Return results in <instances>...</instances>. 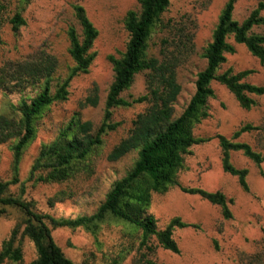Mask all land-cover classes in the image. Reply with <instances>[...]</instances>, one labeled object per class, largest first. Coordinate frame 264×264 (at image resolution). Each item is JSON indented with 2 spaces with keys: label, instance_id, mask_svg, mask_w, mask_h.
<instances>
[{
  "label": "rangeland",
  "instance_id": "obj_1",
  "mask_svg": "<svg viewBox=\"0 0 264 264\" xmlns=\"http://www.w3.org/2000/svg\"><path fill=\"white\" fill-rule=\"evenodd\" d=\"M228 1H174L163 16L164 26L158 29L150 43V55L159 58L162 41L169 37V30L177 29L192 38L191 51L177 71L182 93L177 103L176 118L183 113L195 92L196 77L206 67L203 50L211 42L220 13ZM261 3L264 4V0H236L235 19L245 21ZM75 4L86 8L99 31L94 47L97 58L88 74L73 80L68 100L51 106L37 121L36 139L24 154L20 173L26 187L24 199L33 203L36 211L57 219L94 214L113 184L128 174L137 159L136 151L116 162H111L109 156L128 137L137 116L147 109L146 105L115 109L112 122L118 123L119 128L104 137L103 146L74 179L63 184L29 181L31 168L42 146L53 142L75 114L80 113L85 121L91 122L95 131L101 126L107 95L114 80L109 57L120 58L125 52L128 42L125 17L130 10H139L140 7L139 0H34L24 11L27 26L20 36L15 38L9 27L5 29L8 47L3 55L21 61L46 52L58 61L56 77L67 78L69 69L74 66L68 53L67 31L71 26L80 31L73 11ZM17 7V0H12L10 13L17 12ZM165 26L167 29L164 30ZM253 33L264 34V27L255 28ZM236 50L235 55L228 56L221 73L228 70L235 73L251 71L246 81L264 87V65L244 46L236 45ZM146 77L145 73L136 76L123 98L131 101L145 95ZM213 88L216 97L209 102L210 117L195 130L197 138L212 140L191 149L177 176L178 185L164 195L154 194L148 210L161 230L174 218L193 226L175 231L179 254L157 247L154 240L149 244L153 248L150 251L142 245L140 231L123 222L110 220L96 235L84 230H54L52 236L69 260L74 264H264V180L261 171L242 153H232L233 165L249 172V189L244 191L237 178L224 173L222 150L216 139L218 136L231 139L241 127L251 124L261 131L244 134L238 142L264 154V96L255 97L257 105L246 111L224 86L214 83ZM31 96H36V93L32 92ZM92 97H98L97 106L88 104ZM22 98L19 94L6 95L0 91V116H15L11 106H17ZM11 145L0 147V180L3 182L13 179ZM181 187L223 193L230 202L232 219L226 220L221 208L198 196L185 194ZM10 192L20 196V186H12ZM60 193H63L62 200L51 204ZM0 213L1 252L4 242L13 237L18 224L22 225L23 217L12 208H0ZM23 230L24 226H21L16 239V246L22 248V261L0 264H31L36 260V249L28 238L22 236Z\"/></svg>",
  "mask_w": 264,
  "mask_h": 264
},
{
  "label": "trees",
  "instance_id": "obj_2",
  "mask_svg": "<svg viewBox=\"0 0 264 264\" xmlns=\"http://www.w3.org/2000/svg\"><path fill=\"white\" fill-rule=\"evenodd\" d=\"M33 1L17 0V12L10 13L12 0H0V91L6 95L23 96L17 106H11L15 116H0V147L11 143L13 153V179L9 182L0 180V208L16 209L23 217V223L18 224L13 237L4 242L0 262L22 261V248L16 246V239L19 228L24 226L22 236L32 242L37 253L36 260L31 264H74L56 244L53 231L84 230L96 235L110 220L123 222L140 231L142 245L150 251L153 248L149 244L154 240L157 247L179 254L174 233L193 226L180 218H174L165 229H159L155 217L148 214L152 197L154 194L164 195L170 188L177 186V176L191 149L212 140L197 138L195 130L210 117L209 102L216 97L214 83L224 86L246 111L257 105L255 97L264 96V87L246 81L251 71L235 73L228 70L221 73L228 56L236 54V45L244 46L264 65V34L253 33L255 28L264 27V4L261 3L245 21L239 22L234 16L236 0L226 3L211 42L203 50L202 58L206 67L196 77L191 100L176 118L177 103L182 93L177 71L190 53L193 41L191 36L177 29H168L169 37L162 41L160 57L151 56L150 43L158 29L164 26L163 16L176 0H139V10H130L125 17L124 27L128 34L125 52L120 58L109 57L114 80L107 95L101 126L95 131L91 122L85 121L80 113L75 114L53 142L42 146L31 168L29 181L63 184L74 179L92 155L103 146L104 137L119 128L118 123L112 122L114 110L146 105L145 112L133 121L128 137L109 156L111 162H116L136 151L137 159L128 174L113 184L94 214L57 219L36 211L35 205L24 199L26 187L20 178L22 161L26 150L36 139L37 121L43 113L54 104L66 102L73 80L89 73L97 58L94 47L99 31L86 8L75 4L74 16L81 32L73 26L67 31L70 45L68 53L74 66L69 69L65 79L56 77L58 61L46 52H39L21 61L6 58L3 55L8 47L5 29L9 27L11 34L18 38L27 26L24 11ZM143 73L147 76L146 94L131 101L123 98V94L133 86L136 76ZM32 92L36 96H31ZM98 101V97H92L88 104L97 106ZM260 131L261 128L248 124L236 131L231 139L225 136L216 138L222 150L224 173L237 178L244 191L249 189V172L233 165L232 153L240 152L253 162L260 169L264 180V154L256 152L246 143L238 142L244 134ZM1 159L0 151V163ZM17 185L20 186L18 197L10 192V188ZM181 190L221 208L223 217L232 219L230 202L223 193L199 188L181 187ZM62 196L63 193H60L51 204L61 201Z\"/></svg>",
  "mask_w": 264,
  "mask_h": 264
}]
</instances>
